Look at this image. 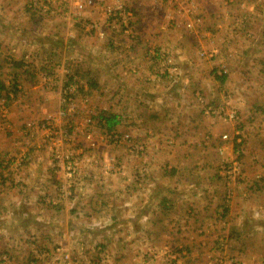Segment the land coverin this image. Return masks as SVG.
I'll return each mask as SVG.
<instances>
[{"label":"crops","instance_id":"obj_1","mask_svg":"<svg viewBox=\"0 0 264 264\" xmlns=\"http://www.w3.org/2000/svg\"><path fill=\"white\" fill-rule=\"evenodd\" d=\"M27 1L0 0V81L17 89L1 93V264H95L111 243L96 227L118 219L133 244L145 224L146 243L172 248L158 257L147 246L148 261L264 264V0H37L28 14ZM118 6L132 10V29L108 15ZM66 81L78 89L75 108L61 115ZM198 93L210 108L236 109L237 124L206 113ZM104 114L117 117L111 132L149 130L148 155L104 145ZM87 117L102 135L95 148L82 136ZM36 120L69 138L53 142ZM237 148L241 173L232 177L223 163ZM104 209L106 218L96 214Z\"/></svg>","mask_w":264,"mask_h":264},{"label":"rangeland","instance_id":"obj_2","mask_svg":"<svg viewBox=\"0 0 264 264\" xmlns=\"http://www.w3.org/2000/svg\"><path fill=\"white\" fill-rule=\"evenodd\" d=\"M35 1H37V0H28L27 1V14L29 12H32V11L34 13H36L37 9H39L40 5H38V4L41 1L34 3ZM62 1H65V0H62ZM187 4L189 5L190 3L187 2ZM132 18L133 19H130V25L128 27L131 29L133 28V25L137 22V20H135V18H134V15L132 16ZM197 21H199V19H197ZM131 23H132V25H131ZM170 24L173 27H175V24H173L171 21H170ZM69 83H71L72 85H75L76 91L71 96V100L65 101L64 99H66L65 98L66 94H65L64 90L69 85ZM77 89H78L77 85L74 82H71V81L65 82L64 87L62 89V99H61L64 112L61 111V115H65L68 111H71L75 108V96L77 94ZM202 96L204 97V95H202ZM204 100H205V98H204ZM6 102H7V100L5 98H3V97L0 98V110H1V114L3 116V117H1V125H5L6 121L4 120V118L7 117V114H8V106L6 105ZM205 102H206V100H205ZM205 102L200 101V104L202 105L204 111H205ZM229 107H230V105H229ZM223 109L224 110H222L221 108L220 109H217V108L213 109V113H215L216 115L221 117V119L225 122L224 119L227 117V115L229 113H232L233 111L236 112L235 114L237 117L234 120L227 122V123H233L236 125L240 119L239 113L236 111V109H233V108L227 109V107H225V106L223 107ZM262 115H264V114L261 113L257 116V121L259 119L264 121V117H262ZM254 121H255V119H254ZM37 123L38 122L36 120V124ZM38 126H40V129L42 128L43 130L51 133L48 136L50 137V140H52L53 142H56L57 139H60V142H63L64 140H67L69 138V135L67 133H66V135H64L62 137L56 136L55 135L56 131L52 133V130L50 128L51 127L50 123L43 122L42 124H40ZM94 130H95V128H94V124H93L92 120H89V117H87L85 119V122H84V128L81 130V132H82V136L85 137L89 141V145L92 148H95L98 145L96 136H97V138L99 136H102L100 134H95ZM237 130L238 129H236V131ZM146 131H147V129L141 128V131L140 130L139 131L138 130H125V131L121 132L122 134L116 133L115 131L110 132V133H105L103 135V142H104V145H108V146H111V145L119 146V145H121L120 148H122L123 150L126 151V154H128L127 155L128 157L135 156L136 158H143V156L148 155V148L150 145L147 147V143L154 138V137H150L148 135L149 130L147 132ZM124 134H128L130 136V140H128V141L121 140L119 142L115 141V135H124ZM224 135H227L226 139L223 138ZM106 138L109 139V141H111V142L105 141ZM222 139H224L228 142H231V136L229 134H223ZM168 142H169V146L163 150V152L165 154H167V151H169L168 149L173 148V146H170V145L173 144L174 142L172 143L171 140ZM242 142H243V137L241 136V132L237 131V133H235V136L233 137L232 143L234 145H238L237 147H239V145L241 147ZM162 146H164V145H162ZM162 146H160V149H162L161 148ZM220 150H222V152H220ZM217 151L219 154L222 155L223 154L222 146H218ZM240 152H241L240 148H237V150L235 151L236 157L231 162L230 161L228 162V160L225 159V162L223 163V169L227 172H230L232 177H236L239 173H241V164H240L241 159H239ZM51 155H53V158L55 160H59L61 158L62 151L58 147V145L55 147H52ZM100 156H101V154H100ZM127 156H126V158H127ZM107 159L108 160L111 159V161L113 160L112 157H107ZM63 161L65 163V168H66L67 172L73 173L75 171L76 167H75V160L72 158L71 154L70 153L65 154L63 156ZM165 161H168V160L166 159ZM136 166H137V164H136ZM138 170H139V174H137V175L135 174L136 175L135 177H136V179L139 178V180L137 182H138V184H140L142 182V174L141 173L145 172V169L143 167H139ZM234 174H235V176H234ZM186 176L187 175L183 173V178H185ZM135 177L133 178L132 175L131 176L129 175V178H131V179H135ZM238 179H239V177H237V179H235V180L238 181ZM225 182L226 181L222 182L221 185L224 186ZM159 185H161V183ZM161 186H163V184ZM229 186L230 185H228L227 187H229ZM113 196H114L113 194H110V193L103 194L102 192H101V194L95 195V197L100 199L101 201H102V199L112 201ZM226 197H227V199H229L230 195L227 194ZM126 206H128V205H126ZM137 211H139V208L133 207V208H131L130 213L135 214ZM98 212L99 213H96V214H98L99 216L101 215V217L104 216L105 218L110 213V211L107 209L100 210ZM189 214L190 213H188V210H187V216ZM143 220L144 219H140L139 222H141ZM106 224H107V222H106ZM106 224H103L102 226H99L96 228H102V231H106L105 236H107L111 240V243L109 241H107L108 240L107 238L105 239V241H107L106 244L108 246L105 249L104 248L99 249V253L101 255L100 256L95 255L96 257H94V258H96V259H95V261H93V262H95V264H160V263H162L163 259L154 258L152 261H148L145 259L143 254L148 253V250H146V247L150 245L149 246L150 253H154V255H157L158 257L159 256H161V257L165 256L166 254H168L172 250L170 245L166 244L165 241H160L156 245H153L150 242H149L150 244L146 243L145 240L148 239L147 236L149 235V233L151 231V227L145 226V224L141 226L142 231H143V232L140 231L141 235H138L137 237L135 236L134 240L136 243H134V244L131 241L133 236L131 237V235H129L127 237H120L121 235H125V233H126L123 230L124 227L126 226V223H124L120 219H118V220H115L113 222L114 227H112V228L109 227L108 224L107 225ZM136 226H137V224H136ZM119 229L124 231V232H122L123 234H121V233L119 234L116 232V230H119ZM161 229L162 228H160L159 223L154 225L153 235L160 233ZM122 241H124L125 246H123V244H120ZM109 243H110V245H109ZM103 244H105V243H103ZM118 244H119V246H118ZM123 249H124V252H123ZM137 252H138V255L135 258L134 256L136 255ZM149 255H151V254H149ZM1 263L2 262H0V264ZM222 264H225V263H222ZM234 264H240V260L237 259L236 261H234Z\"/></svg>","mask_w":264,"mask_h":264},{"label":"built area","instance_id":"obj_3","mask_svg":"<svg viewBox=\"0 0 264 264\" xmlns=\"http://www.w3.org/2000/svg\"><path fill=\"white\" fill-rule=\"evenodd\" d=\"M187 2L191 4L192 3V0H187ZM88 3L89 4H92L93 3V0H89ZM107 13H108L109 16H113L116 19V23L120 27H123L125 29H128V27L130 25V19H132V16H133L132 10H124L123 9V6L112 7V8L111 7H108L107 8ZM75 91H76L75 85H72L71 83H69V85L64 90V92L66 94L65 95V98L66 99H64V100L65 101L71 100V96L75 93ZM197 96H198V98H199V100L201 102H205V100H204L205 97H203L201 93H198ZM205 112L206 113H213V109L210 108L207 105V102H205ZM235 113L236 112H234V111L232 113H229L224 120L226 122H230V121L234 120L237 117ZM223 138L226 139L227 138V135H224ZM121 140L128 141V140H130V136L128 134L115 135V141H118L119 142ZM220 152H222V150H220Z\"/></svg>","mask_w":264,"mask_h":264},{"label":"trees","instance_id":"obj_4","mask_svg":"<svg viewBox=\"0 0 264 264\" xmlns=\"http://www.w3.org/2000/svg\"><path fill=\"white\" fill-rule=\"evenodd\" d=\"M221 81L225 80V77H221L220 78ZM16 86L14 85L13 88H11L10 90L7 89V87L5 86V84L3 82L0 81V98H1V93L3 91H13L16 92ZM7 95V94H6ZM7 97V96H6ZM8 99V98H7ZM100 119H104V123H103V127L107 128L108 132H111L114 125L117 124V117L114 114H104L102 116H100Z\"/></svg>","mask_w":264,"mask_h":264}]
</instances>
